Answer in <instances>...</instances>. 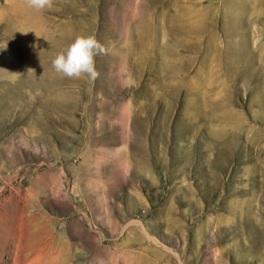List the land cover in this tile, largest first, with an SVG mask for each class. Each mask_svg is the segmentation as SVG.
<instances>
[{
  "label": "rangeland",
  "instance_id": "obj_1",
  "mask_svg": "<svg viewBox=\"0 0 264 264\" xmlns=\"http://www.w3.org/2000/svg\"><path fill=\"white\" fill-rule=\"evenodd\" d=\"M51 2L0 0V264H264V0Z\"/></svg>",
  "mask_w": 264,
  "mask_h": 264
},
{
  "label": "clouds",
  "instance_id": "obj_2",
  "mask_svg": "<svg viewBox=\"0 0 264 264\" xmlns=\"http://www.w3.org/2000/svg\"><path fill=\"white\" fill-rule=\"evenodd\" d=\"M28 4L29 7L35 10H42L52 6L51 0H28ZM103 52L104 48L95 36L81 35L64 52H61L53 59L52 67L57 73L67 78L78 79L86 76L91 80H95L98 76L96 57Z\"/></svg>",
  "mask_w": 264,
  "mask_h": 264
},
{
  "label": "built area",
  "instance_id": "obj_3",
  "mask_svg": "<svg viewBox=\"0 0 264 264\" xmlns=\"http://www.w3.org/2000/svg\"><path fill=\"white\" fill-rule=\"evenodd\" d=\"M9 175L12 177L17 176L16 173H13V172H9Z\"/></svg>",
  "mask_w": 264,
  "mask_h": 264
}]
</instances>
